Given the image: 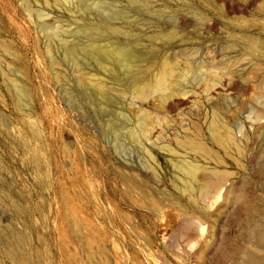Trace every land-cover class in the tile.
Segmentation results:
<instances>
[{"label":"rangeland","instance_id":"rangeland-1","mask_svg":"<svg viewBox=\"0 0 264 264\" xmlns=\"http://www.w3.org/2000/svg\"><path fill=\"white\" fill-rule=\"evenodd\" d=\"M263 79L264 0H0V264H264Z\"/></svg>","mask_w":264,"mask_h":264},{"label":"bare ground","instance_id":"bare-ground-1","mask_svg":"<svg viewBox=\"0 0 264 264\" xmlns=\"http://www.w3.org/2000/svg\"><path fill=\"white\" fill-rule=\"evenodd\" d=\"M122 55L125 56V52H123ZM260 67H261V66H260ZM263 80H264V79H263ZM225 134H226V133H225ZM226 135L228 136V134H226ZM231 136H232V135H230V134H229V136H228V139H229L230 142L232 141ZM233 142H234V140H233ZM235 142H236V141H235ZM235 142H234V145L236 146L237 143H235ZM237 148H238V145H237ZM202 189H203V188H202ZM203 190H204V189H203ZM201 192H202V191H201ZM262 237H263V235H262ZM262 237H261V238H262ZM261 241H262V240H261ZM259 242H260V241H259ZM262 242H263V241H262ZM245 264H256V263H255V261H254L252 258H248V260L246 261Z\"/></svg>","mask_w":264,"mask_h":264}]
</instances>
